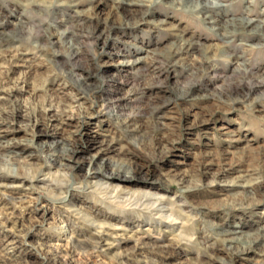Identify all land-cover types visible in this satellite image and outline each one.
Wrapping results in <instances>:
<instances>
[{"label":"rangeland","instance_id":"1","mask_svg":"<svg viewBox=\"0 0 264 264\" xmlns=\"http://www.w3.org/2000/svg\"><path fill=\"white\" fill-rule=\"evenodd\" d=\"M60 1L0 0V40L21 36L16 57H0V142L24 149L15 168L37 170L32 183L0 182V264H264L261 244L240 252L213 234L264 233V27L216 29L263 20L264 0L193 11L183 0H79L78 12ZM61 145L69 158L51 172L67 174L65 187L50 192L39 170ZM97 168L179 219L100 193L87 175ZM91 221L106 239L96 247Z\"/></svg>","mask_w":264,"mask_h":264},{"label":"bare ground","instance_id":"2","mask_svg":"<svg viewBox=\"0 0 264 264\" xmlns=\"http://www.w3.org/2000/svg\"><path fill=\"white\" fill-rule=\"evenodd\" d=\"M44 1L45 0H36V1L30 0V2H32V4L34 2H36V4H39V5L44 3ZM143 1H145V0H143ZM49 3H50V5L53 4L52 2H49ZM184 3L187 6H189L190 8H192V11H193V9H196V8H201V9L205 10L209 4H212L213 7L217 8L219 10H221V9L223 10V8H225V4H222L217 0H183L182 4H184ZM78 4H79V0H68V1H60L59 2V5L69 7L70 9L73 10V12H78V10L76 11V6ZM75 16H77V15H75ZM225 22H226V20H225ZM212 26H213V24H212ZM248 27H251V30H249V31L246 30ZM262 27H264V19L257 21V20H253L251 18L242 17L240 19H231L225 25L217 26L216 29L218 31V34L225 36V35H228L230 33H236V32L256 33L258 31H260ZM213 29H215V28H213ZM68 34H69L68 31H63L62 33H60L59 37L63 39V37H67ZM217 36H219V35H217ZM183 41H185V40H183ZM17 42H21V36L18 34H10V35H7L5 38H2L0 40V57H5L9 54H12V57H14V56L16 57V53H17L16 51L18 50V48H20L17 44L15 45V43H17ZM181 44H182V42H181ZM186 45L192 46L191 43H189V45H188L185 42L181 46V48L176 49L175 54L184 50ZM68 46H70V45H68ZM72 46H74V45H72ZM72 46H71V48H72ZM44 48H45L44 46H41L42 50H45ZM71 48H69V49H71ZM75 48H77V47H75ZM171 54H172V51H171ZM172 56H173V54H172ZM16 146H18V144L12 145L11 143H8V142L6 144H1V142H0V179H2V180H0V182H2V185H7L10 183H20V181L21 182L29 181L30 183H32L33 179H35V174H33L32 176L30 175L31 169H27V167H25V166H17V168L14 167V165H15L13 162L14 155H18L19 153H21L24 150V149L16 150V151L12 150V147H16ZM68 151H69V149L65 145H61L60 147L50 146L45 151L44 159L46 161V164L43 166L44 169L41 168L39 171L46 172L48 179L46 180L44 185L47 188H49L50 192L54 191V190H60V193H63L61 190H63V188L65 187V182L61 178H63V179L66 178L67 174L62 172V173H58V175H54L53 172H51V169L56 167V166L57 167L64 166L62 161L64 159L69 158ZM19 169H21L23 171V173H20L18 171ZM35 171H37V170H32L31 173H34ZM101 172L102 171L100 168L90 169L87 172V175L89 176L90 179L98 178L92 184L94 185V188L97 189V191H99L100 193L103 192L105 194L114 195L116 198L124 199L125 201H136L137 203H141V204H147L148 203L149 205L156 206L155 208L158 209L157 211L159 213L163 214L164 216H167V217L171 218L172 220L179 219L176 217V214H178V212L176 213V211H174L173 208H170L167 204H165L163 202V199L161 197H158L157 194H155V193L151 194V193H146V192H142V191H138V192H136V191L129 192L128 191V192H126L119 185L109 184V181L107 180L106 175H101ZM116 172H119V173L123 172L124 174L122 176L125 178L130 177V173L128 171L126 172V170H123V167L120 165H114L113 169L111 170V174H115ZM252 184H255V183H252V182L249 183L248 182V183H245L244 185H239V186H242L243 188H247V187H250ZM188 190H190V189H188ZM83 216L85 217V215H83ZM187 221H189V220H187ZM93 227L95 228L94 232L90 233V236L88 237V241H89V244L94 245L96 247L102 240H106V239L103 238V236H102V233H104V230H102L103 227L101 225L93 223ZM96 229H99V231ZM260 230H262V227L260 228ZM65 231H67V230L65 229L64 232ZM213 231H215L214 228H213ZM238 233H240V230L235 229V230H231V231H226V230L216 231L213 234H215L216 236L222 235L223 236L222 241L228 244V248H232L233 246H235V247H238L240 252H248L255 245H259V244H261V246L264 247V233L259 234V236H257V235L253 236L251 238H248L250 235L248 233L241 234L239 236L237 235ZM73 236L74 235L72 234V232L69 231L67 239L69 241H72ZM189 236L192 237L193 234L189 233ZM75 243L77 244V246L75 245V247L78 250H80L79 249L80 247H78V246L79 245L83 246V244H80L77 241H75ZM126 257L127 256L125 255V257L123 259H127Z\"/></svg>","mask_w":264,"mask_h":264}]
</instances>
